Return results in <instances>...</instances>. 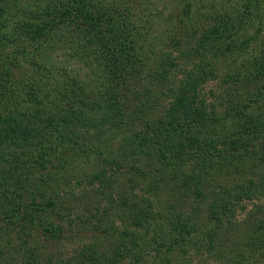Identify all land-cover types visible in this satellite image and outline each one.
<instances>
[{"label": "trees", "instance_id": "16d2710c", "mask_svg": "<svg viewBox=\"0 0 264 264\" xmlns=\"http://www.w3.org/2000/svg\"><path fill=\"white\" fill-rule=\"evenodd\" d=\"M166 1L158 45L137 21L153 0H0V264L255 256L264 204L228 232L264 199V0ZM57 47L86 79L55 62V94L20 87L19 62L54 72Z\"/></svg>", "mask_w": 264, "mask_h": 264}, {"label": "rangeland", "instance_id": "374dc122", "mask_svg": "<svg viewBox=\"0 0 264 264\" xmlns=\"http://www.w3.org/2000/svg\"><path fill=\"white\" fill-rule=\"evenodd\" d=\"M167 2L168 1L166 0H153L152 5L148 6L150 9H152L151 13L147 11L146 17L140 20H137L138 22L143 21L145 23H148V25L150 23H153V25L156 24L155 26L157 27L154 26V32L152 35L155 36L156 43L158 45L161 44L163 41H165V35H167V30H164L165 27L170 28L173 25L174 26L179 25L177 20L174 19L175 15H177L176 13L179 12V8L177 10V6H174V4L172 3H170L172 5H168L166 7L165 5L167 4ZM134 6L139 8V9L135 8L137 14H139L140 11H142L143 6L140 7L139 4H135ZM202 10H205V9H202ZM204 20L205 19L202 18L201 21H204ZM159 27L162 30L159 29ZM143 29L148 30V27H144ZM156 50H159V49H156ZM62 52H63V49L59 47H57L52 52H50L51 54L50 59L53 61H52V64L49 65V67L53 66L55 71L54 72L46 71L45 73L37 72V71H40V69L36 71V68H34L33 66V63L35 61L32 62L33 59L31 58V56L27 55L29 57H27V59L21 60L22 62H19L20 66H17L16 69L13 70L15 79L18 78V79L23 80L20 87L24 86L28 88L30 86H33L35 87V89H40L42 91L52 92L53 94H55L54 92L55 87L61 85L62 81L67 79L65 78V75L61 72V70L57 69L58 67H62V66H55V65H62L64 61L68 63V65L65 68L67 75H68V79L71 77L73 78L74 75H76V77H78L80 80L86 79L88 75V70L84 66L82 65L80 66L74 61L71 62V61L64 60L61 57ZM25 53H30V54L32 53L29 47L26 48ZM148 54L149 56H151L153 53L151 54V52H149ZM37 58L38 59L41 58L45 63L48 62L47 58H42L40 57V55H37ZM55 62H59L62 64H59V63L55 64ZM116 144H117V141L114 140L112 145L115 147ZM263 204H264V199L254 200V202L253 201L247 202L246 213L237 217L238 224L234 225L232 230L228 232V235H230L234 241L239 242L238 241L239 237L242 236V232H244V230L246 229V226L249 225V223H245V221L247 220L246 216L248 217V221L254 222L255 221L254 219L261 215V214L256 215L255 209L258 205H263ZM7 239H8L7 235L0 234V243L2 242L5 243ZM84 240H87V239H84L83 237L75 238L72 242H67V243L64 242V244L57 245V247H54V249L57 251V253H64L70 256L71 251L75 249L77 245L79 243H82ZM226 243L229 244V242H226ZM238 246H240V243L238 244ZM1 247L2 246H0V248ZM227 251L228 250L226 249L225 250L226 256L229 255ZM235 251L237 250H235L234 248H230V253L235 252ZM254 255L255 256L250 254L249 256H247L246 259L243 261V264H264V228L261 229L260 241L258 244V248L255 250ZM258 255H259V258H258ZM208 257L209 256L207 254L205 255L202 252L190 251L188 258L185 261L181 259V260H178L177 263L175 264H202V263L206 264V261H210L209 264H214L213 262L214 260H207Z\"/></svg>", "mask_w": 264, "mask_h": 264}]
</instances>
